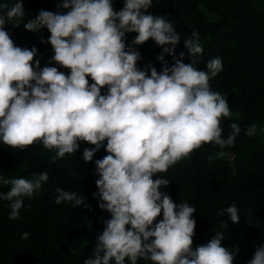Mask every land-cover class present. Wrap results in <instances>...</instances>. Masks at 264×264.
Here are the masks:
<instances>
[{
  "label": "clouds",
  "instance_id": "obj_1",
  "mask_svg": "<svg viewBox=\"0 0 264 264\" xmlns=\"http://www.w3.org/2000/svg\"><path fill=\"white\" fill-rule=\"evenodd\" d=\"M152 7L153 0H124L118 11L114 0H62L58 11L41 9L27 18V30L51 33L42 40L54 51L49 65L55 61L70 69L65 73L57 66L41 67L40 59L33 63L35 46L14 43L6 25L21 23L23 0H0V144L19 150L40 144L57 160L88 142L94 147L83 149L86 162L106 148L108 154L95 160L98 191L93 196L111 217L102 221L104 228L83 264H139L141 259L152 264H234L239 250L222 245L223 231L193 248L197 208L174 202L162 191L170 180L160 175L205 144L220 149L207 157L209 162L235 145L241 126L233 121L231 131L222 135V120L232 111L228 99L210 85L223 61L214 57L206 68L197 67L204 53L199 30L184 38L191 62H184V52L177 57L182 36L164 15L152 14ZM129 33L137 34L131 45ZM150 39L162 47L156 57L162 70L151 63L138 66L142 55L136 46ZM166 55L174 63L169 65ZM258 130L252 122L245 135L254 137ZM49 177L47 171H33L30 179L0 173V184L11 185L0 192L10 220L20 217L25 199H34ZM55 193L56 204L91 207L87 196L75 191L56 187ZM239 211L233 203L216 215L238 223ZM29 235L24 232L21 238ZM247 264H264V243Z\"/></svg>",
  "mask_w": 264,
  "mask_h": 264
},
{
  "label": "trees",
  "instance_id": "obj_2",
  "mask_svg": "<svg viewBox=\"0 0 264 264\" xmlns=\"http://www.w3.org/2000/svg\"><path fill=\"white\" fill-rule=\"evenodd\" d=\"M60 3L62 0H23L25 17L21 23L6 25L17 46L38 49L33 63L40 59L41 67L49 65L54 55L52 45L42 42L51 33L46 28L29 31L23 22L35 18L41 9L58 11ZM123 6L124 0H114L117 11ZM149 11L164 15L181 34L176 55L179 57L184 52L185 63L191 60L184 38L193 30L200 31L204 47L198 68H206L207 61L214 57L222 58V72L210 80L211 88L228 99L232 111L231 117L222 120V135L226 137L231 131L233 121L242 129L235 145L223 149L224 157L209 162L207 157L220 149L205 144L190 159L160 173L170 180L169 185L162 186V191L169 193L176 203L187 202L197 208L193 214L197 221L193 248L207 243L215 232L223 231L222 245L239 250L234 264H247L256 248L264 243V0H153ZM135 35L127 34L129 45ZM136 47L142 55L138 61L140 68L151 63L158 71L162 70L163 62L156 59L161 46L150 39ZM165 59L169 65L174 63L171 55ZM49 66L70 72L55 61ZM89 82H93L91 77ZM106 90L102 88V94ZM252 122L259 125V130L254 137H248L245 131ZM85 147L94 145L81 142L75 154L53 160L55 153L40 144L25 150L0 144V173L6 178L30 179L33 171H47L50 176L34 199H25V207L16 220L8 218L7 202L0 200V264H83L91 255L95 239L104 228L102 221L111 217L99 208L93 196L98 191L95 160L108 153L106 148H101L93 161L86 162L82 155ZM56 187L87 196L86 202L91 207L73 208L67 202L56 204ZM10 188L11 185L0 184V192L6 193ZM233 203L240 209L238 223L227 215H216ZM160 219L162 213L157 221ZM24 232L30 234L27 239L21 238ZM139 264L152 262L141 259Z\"/></svg>",
  "mask_w": 264,
  "mask_h": 264
}]
</instances>
